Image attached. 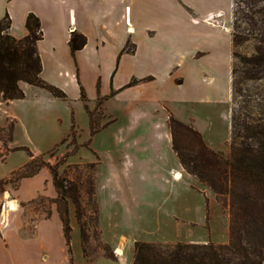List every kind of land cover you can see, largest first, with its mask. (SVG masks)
<instances>
[{
  "label": "rangeland",
  "instance_id": "1",
  "mask_svg": "<svg viewBox=\"0 0 264 264\" xmlns=\"http://www.w3.org/2000/svg\"><path fill=\"white\" fill-rule=\"evenodd\" d=\"M183 1L194 10L192 15L177 0H135L136 33L130 39L138 47L134 57L125 56L114 88L135 82L120 93L104 97L109 95V80L104 75L100 88L103 94L97 97L93 75L96 65L84 53L83 86L98 130L95 134H91L75 83L64 74L66 53L61 48L59 65L45 57L47 76L67 95L66 101L55 99L51 108L54 116L45 115L39 121L24 106L7 109L12 119L0 127L1 156L6 154L3 143L10 138L8 148L10 144L29 148L56 167L63 184L73 186L79 203L77 209L70 198L66 199L69 242L60 221L61 247L56 239L49 254L40 238L31 239L38 222L43 231L46 229L45 234L58 225L56 217L47 220L57 214V195L49 169L41 168L20 188L21 180L0 184V233L15 218L20 236L26 239L22 245H13L14 262L7 264H134L136 243L171 249L213 245L222 250L236 243L264 251L262 194L250 185L238 184V191H245L256 202L242 204L245 212L236 216L232 193L217 198L213 190L182 167L173 151L168 126L171 116L195 131L198 126L203 135L197 132L211 150L225 158L232 155L233 114L238 109L232 101L230 80L233 54H252L256 42H241L234 48L227 29L231 21L233 37L235 2H241L246 10L243 2L247 0ZM260 8H264V0L255 9ZM217 10L221 14L207 15ZM203 15H207L205 22L222 28L214 31L206 27L201 22ZM192 16L197 21L191 20ZM240 25L246 28L244 22ZM113 49L100 54L103 74ZM125 50L130 52L131 46ZM244 87L252 94V117L263 118L264 80L248 82ZM26 95L32 99L29 91ZM244 100L238 98L240 107L245 105ZM6 116L0 114V126L6 123ZM174 141L183 153L196 146L191 134L181 129L175 131ZM28 160L25 151L7 152L0 158V182L11 180V172ZM43 170L48 174H39ZM176 172L180 173L178 179ZM208 174L213 176L215 172L210 169ZM18 190L30 200H21ZM52 192L54 196L50 197ZM12 202H16L15 210L10 208ZM261 260L264 264V256Z\"/></svg>",
  "mask_w": 264,
  "mask_h": 264
},
{
  "label": "trees",
  "instance_id": "2",
  "mask_svg": "<svg viewBox=\"0 0 264 264\" xmlns=\"http://www.w3.org/2000/svg\"><path fill=\"white\" fill-rule=\"evenodd\" d=\"M260 1L263 0L243 2L246 10L241 7V2H235L233 47L246 41H255L256 45L250 55L242 56L236 52L233 54L235 62L232 68V101L238 109L233 114L234 148L232 155L225 158L221 153L214 152L204 143L197 131L172 116L168 124L172 136V148L182 167L213 190L217 198L222 199L232 193L236 216L245 212L244 204H255L256 202V199L245 191L239 192L238 184L250 185L257 194H262L264 197V116L263 118L252 117L253 107L249 106L252 94H249L251 91L248 87H244L248 82L264 80V8L255 9ZM241 22H244L246 28L241 27ZM10 25L11 21L7 15L0 20V100L3 102L23 100L25 94L19 84L25 83L45 90L53 98L66 101L67 95L61 88L48 83L41 77L42 64L37 50V42L42 39L39 19L33 14L27 16L25 20L27 35L20 39L8 33ZM86 43L87 38L82 33L71 32L68 46L74 61L76 52L83 49ZM124 51L126 50L123 49ZM133 82L135 81H131L124 88L132 86ZM97 90L99 91V84H97ZM261 95H264V92ZM79 98L88 116L91 134H95L98 130L92 121L93 111L89 109L88 97L80 84ZM238 98L245 99L244 106L238 105ZM262 110L264 111V105ZM177 129L190 133L195 139L196 146L193 150L183 153L176 145L174 134ZM11 140L12 138L8 142ZM8 142L3 143L6 154L9 151L22 150L25 151L29 160L20 169L11 172V180L8 179L0 184L31 178L41 168L47 167L52 174L53 186L57 195L55 199L57 214L62 223L64 237L69 242L71 227L66 199L70 198L76 208H79L73 186L64 185L59 179L56 167L45 163L29 148L10 149L7 147ZM1 155L0 151V158L4 156ZM210 169L215 172V175L208 174ZM135 252L134 264H263L261 259L264 256V251L255 249L254 245L243 246L236 243H232L230 247L223 250L213 245L203 248L176 247L171 249L136 243Z\"/></svg>",
  "mask_w": 264,
  "mask_h": 264
},
{
  "label": "crops",
  "instance_id": "3",
  "mask_svg": "<svg viewBox=\"0 0 264 264\" xmlns=\"http://www.w3.org/2000/svg\"><path fill=\"white\" fill-rule=\"evenodd\" d=\"M177 2L186 10L189 15L193 14L194 10L190 8L189 5L185 4L183 0H177ZM229 6L231 13L232 2H230ZM134 7L135 0H0V20L7 15L11 21L8 33L14 38L20 39L27 35V30L25 28V20L27 16L29 14H33L39 19L41 23L42 39L37 42V50L42 64L41 77L45 81L55 84V82L52 81L46 74L45 57L49 56L51 59H53L56 65H59L60 61L58 60L57 55L58 50L61 48L65 50L66 53L64 74L67 77V80L73 81L75 83L76 88L78 89L79 98V84L84 88L83 83L84 77L86 76L84 71V53L87 52L86 54L90 56L92 64L94 61V64L96 65V70L94 71L93 75L96 77L95 88L97 97L98 95L103 94L100 91V88L104 75L109 80V95L104 97H111L126 89L124 88L125 86L115 89L114 82L120 73V69L123 68L122 66L124 64L125 56L130 55L131 57H134L138 47L137 43H135L136 41L130 39V37L136 33L133 23V20H135L136 17ZM208 14H221V12L220 10L210 11L207 13V15ZM207 15L202 16V24L214 31L222 28V26L211 24L209 21L205 22ZM219 18H217V20H220ZM190 19L197 21L194 16L190 17ZM231 24L232 23L230 21V26L227 30L230 32V43L232 46ZM122 25L123 28H121ZM118 27H120L119 31L117 30ZM121 29L123 30L121 31ZM74 31L82 33L87 38V43L84 48L76 52L75 61L70 54V49L68 46L70 34ZM218 33L220 34V32ZM218 42H221V40L219 39ZM127 46H131V51L123 52V49H125ZM111 47H114V54L106 73L103 74L100 71L102 64V61L100 60V54L109 50ZM169 75H171V73ZM150 79L155 80V78L152 76H150ZM230 80L232 82V73ZM97 84H99V91L97 90ZM19 86L25 92V95L29 91L32 95V99H29L26 95L23 100H13L8 102H3L0 100V114L4 113L7 115L5 118L6 123L0 127L6 126L9 120L12 119V116H9L7 113V109L10 106H24L26 109L28 108L32 116L39 121H41L43 119L42 117L45 115H48L49 117L54 116L53 110H51V108L55 105L56 98H53L43 89L29 86L25 83H20ZM228 100L230 102V98H228ZM195 129L203 135L200 127L196 126ZM18 147V145L16 146L14 144H10V149ZM43 173L46 175L48 174L44 170L39 174ZM30 179L21 180L19 188L22 186L24 181ZM18 194L21 200H30L28 197L23 198L19 190ZM53 196L54 194L52 192L50 197ZM54 217L58 219V225L54 226L53 230L50 229V231L47 232L48 234H45L46 229L43 231L38 222L37 230L31 238L33 240L40 238L42 240L40 244L47 248L49 254L53 250V243L56 239L60 244L59 247H61L62 242V227L57 214H53L52 217L47 220H50ZM18 225L19 221L13 218L7 224L8 229L4 227L3 230H1L0 264H7V261L10 260L11 263H13V245H22L25 243L24 240L26 239L20 236Z\"/></svg>",
  "mask_w": 264,
  "mask_h": 264
},
{
  "label": "bare ground",
  "instance_id": "4",
  "mask_svg": "<svg viewBox=\"0 0 264 264\" xmlns=\"http://www.w3.org/2000/svg\"><path fill=\"white\" fill-rule=\"evenodd\" d=\"M130 30H131V29H130ZM174 175H175V178H177V179L180 177V173H178V172L174 173ZM10 208H11V210H15V209L17 208L16 202H12V203L10 204ZM116 252H117L118 254H121V251H120L119 249H117Z\"/></svg>",
  "mask_w": 264,
  "mask_h": 264
}]
</instances>
